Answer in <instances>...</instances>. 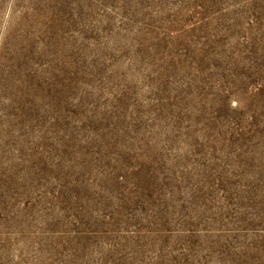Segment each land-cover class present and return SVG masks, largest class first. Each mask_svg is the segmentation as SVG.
<instances>
[{
	"label": "rangeland",
	"instance_id": "obj_1",
	"mask_svg": "<svg viewBox=\"0 0 264 264\" xmlns=\"http://www.w3.org/2000/svg\"><path fill=\"white\" fill-rule=\"evenodd\" d=\"M0 264H264V0H0Z\"/></svg>",
	"mask_w": 264,
	"mask_h": 264
}]
</instances>
